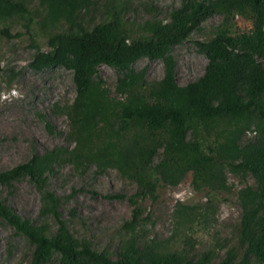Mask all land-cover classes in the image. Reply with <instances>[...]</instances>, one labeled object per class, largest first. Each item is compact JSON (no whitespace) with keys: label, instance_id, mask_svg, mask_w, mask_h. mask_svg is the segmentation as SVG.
Wrapping results in <instances>:
<instances>
[{"label":"trees","instance_id":"obj_1","mask_svg":"<svg viewBox=\"0 0 264 264\" xmlns=\"http://www.w3.org/2000/svg\"><path fill=\"white\" fill-rule=\"evenodd\" d=\"M28 1L0 0V22L21 18L29 31L36 14ZM38 1L44 12L38 23L49 49L38 47L31 66L42 70L62 65L73 71L76 96L63 111L75 144L35 150L26 161L0 171V187L28 178L41 193L40 215L50 216L55 226L37 225L0 196V218L34 247L27 264L205 263L207 252L194 263L188 250L169 245L171 239H142L138 234L141 201L155 196L160 185L177 184L188 170L197 190H229L227 171L253 177L254 184L238 193L243 207L239 240L245 253L240 256L232 248L217 264H251L252 258L264 264V0H180L166 17L155 15L139 23L126 17L122 0L109 1L105 16L91 23L81 14L94 0ZM215 15L222 20L211 36L195 41L208 59L204 74L179 84L171 49ZM238 16L251 22L250 31L234 32ZM144 57L164 63L163 77L153 85L146 80V69L133 68ZM102 64L123 73L113 95L100 75ZM253 128L259 137L242 145L240 139ZM64 164L83 172L91 166L115 169L137 183L129 197L131 218L123 224L129 235L116 258L70 229L49 183L50 173ZM71 214L76 215L75 208ZM174 215L182 230L197 214L194 206L178 201Z\"/></svg>","mask_w":264,"mask_h":264},{"label":"rangeland","instance_id":"obj_2","mask_svg":"<svg viewBox=\"0 0 264 264\" xmlns=\"http://www.w3.org/2000/svg\"><path fill=\"white\" fill-rule=\"evenodd\" d=\"M112 0H94L84 10L85 23L101 20ZM126 3V17L142 22L155 15L166 17L167 12L180 5V0H122ZM35 22L30 30L25 21L13 18L0 22V171L10 169L29 159L33 152H45L56 147L72 148L70 122L63 107L74 100L76 84L73 71L62 65L35 69L31 66L37 48L48 50L47 36L38 23L42 12L38 0H29ZM37 12V13H36ZM222 17L215 15L195 31L191 39L175 45L171 53L176 58V75L179 84L201 77L208 62L198 51L195 41L211 36ZM251 22L241 16L234 20V32H248ZM264 64V61H263ZM137 71L146 69L150 85L164 74L162 59L146 57L133 64ZM106 87L115 94L116 83L122 72L107 64L99 67ZM49 122L52 128L47 125ZM259 133L254 128L240 139L245 145L254 142ZM161 158V149L155 157ZM229 190H197L192 184V171L188 170L175 185H160L155 196L141 201L143 223L138 229L142 239H171L173 249H186L192 262L209 253L203 264H217L232 248L245 253L239 240V227L243 216L239 190L253 185L251 176L235 177L227 171ZM49 183L60 197L61 209L70 229L78 238L91 240L94 247L113 258L118 256L123 240L129 235L123 227L131 218L129 197L138 189L137 183L119 174L115 169L91 166L85 172L70 164L55 167ZM5 198L20 215L32 219L37 225L48 224L55 228L50 216H41V193L28 179L21 178L12 186L0 187ZM178 201L195 207L197 214L187 229L179 230L174 215ZM72 208L76 215L71 214ZM33 246L5 220L0 218V264H27ZM251 264H260L252 258Z\"/></svg>","mask_w":264,"mask_h":264}]
</instances>
